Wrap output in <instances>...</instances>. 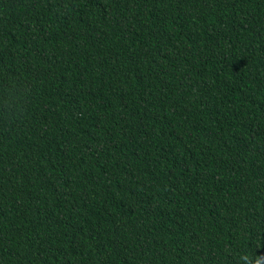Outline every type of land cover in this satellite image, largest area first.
I'll return each mask as SVG.
<instances>
[{
    "label": "trees",
    "instance_id": "1",
    "mask_svg": "<svg viewBox=\"0 0 264 264\" xmlns=\"http://www.w3.org/2000/svg\"><path fill=\"white\" fill-rule=\"evenodd\" d=\"M264 255V0H0V264Z\"/></svg>",
    "mask_w": 264,
    "mask_h": 264
},
{
    "label": "clouds",
    "instance_id": "2",
    "mask_svg": "<svg viewBox=\"0 0 264 264\" xmlns=\"http://www.w3.org/2000/svg\"><path fill=\"white\" fill-rule=\"evenodd\" d=\"M244 264H264V255H260L257 259L250 261L248 256H242Z\"/></svg>",
    "mask_w": 264,
    "mask_h": 264
}]
</instances>
